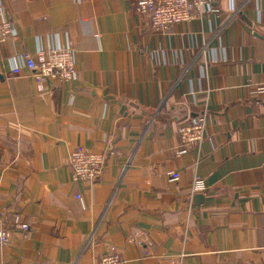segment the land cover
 Here are the masks:
<instances>
[{"label":"crops","instance_id":"obj_1","mask_svg":"<svg viewBox=\"0 0 264 264\" xmlns=\"http://www.w3.org/2000/svg\"><path fill=\"white\" fill-rule=\"evenodd\" d=\"M206 1L161 31L136 0H0V264H264V0ZM66 48L73 79L38 91L23 56ZM79 147L106 156L91 186L70 180Z\"/></svg>","mask_w":264,"mask_h":264},{"label":"built area","instance_id":"obj_2","mask_svg":"<svg viewBox=\"0 0 264 264\" xmlns=\"http://www.w3.org/2000/svg\"><path fill=\"white\" fill-rule=\"evenodd\" d=\"M206 0H136L134 11L140 16H145L152 28L165 31L171 26L188 22L192 12H199L206 7ZM16 31L8 20L0 22V42L7 39H15ZM23 65L29 76L35 81L38 91H42L45 82L56 81L59 84L71 82L75 74L74 59L70 49H51L38 51L34 55L25 54ZM19 69L12 70L13 75L19 73ZM250 95L259 97V102L264 106V85L254 86ZM206 132L205 116L201 113L196 118H187L177 128L178 146L174 151V157L186 155L191 146L198 147L203 141ZM70 169V180L73 184H86L91 186L103 173L106 165V156L103 153L88 151L82 147L73 150L67 159ZM171 180H177L178 175L170 173ZM204 191L202 181L195 177L191 187L192 193ZM26 236L29 227L20 224L18 218L13 221ZM9 228L0 217V248L10 242ZM93 264H126L122 257L115 252L106 253Z\"/></svg>","mask_w":264,"mask_h":264}]
</instances>
